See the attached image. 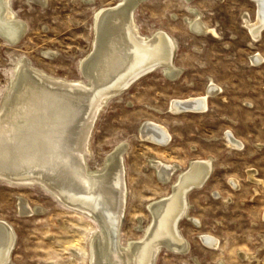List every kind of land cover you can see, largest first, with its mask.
I'll use <instances>...</instances> for the list:
<instances>
[{
    "label": "rangeland",
    "instance_id": "obj_1",
    "mask_svg": "<svg viewBox=\"0 0 264 264\" xmlns=\"http://www.w3.org/2000/svg\"><path fill=\"white\" fill-rule=\"evenodd\" d=\"M45 1L11 0L27 30L15 45L0 38V104L24 60L52 77L88 82L82 66L93 51L98 13L122 0ZM190 9L215 33H194ZM257 10L253 0H149L135 10L143 35L163 31L174 39L173 63L180 74L170 78L157 69L142 77L108 100L94 124L87 154L91 171L104 169L108 155L125 149L128 197L122 245L145 238L152 220L148 206L172 192L171 183L157 178L151 159L179 165L182 171L193 160L212 159L214 164L206 186L188 196L191 219L180 223L191 250L177 255L163 249L155 264H264V31L254 39L243 18L248 14L256 22ZM45 51L55 55L48 58ZM256 56L262 62H254ZM209 83L220 90L206 111L170 110L173 100L203 96ZM148 122L168 130L167 146L142 137ZM227 132L242 147L229 146ZM249 171L256 172L260 184L249 179ZM20 199L40 211L21 213ZM0 221L15 232L9 264L93 262L98 220L67 207L39 184L15 185L0 177ZM201 234L215 237L219 248L210 250Z\"/></svg>",
    "mask_w": 264,
    "mask_h": 264
},
{
    "label": "bare ground",
    "instance_id": "obj_2",
    "mask_svg": "<svg viewBox=\"0 0 264 264\" xmlns=\"http://www.w3.org/2000/svg\"><path fill=\"white\" fill-rule=\"evenodd\" d=\"M146 1L149 0H122L98 13L93 51L82 66L88 82L52 77L24 60L0 104V177L15 185L39 184L67 207L95 217L100 232L93 241L92 264H155L163 249L177 255L187 254L190 244L181 232L180 223L191 219L188 196L203 189L214 171L212 159L193 160L184 171L179 165L151 159L157 178L164 185L171 183L172 192L148 206L152 220L145 238L130 241L126 247L122 245L120 228L128 197L125 149L108 155L104 169L99 171L89 169L87 154L94 124L108 100L157 69L170 78L180 74L173 63L174 39L163 31L150 37L140 31L135 10ZM253 1L258 9L257 21L252 22L248 14L243 18L257 40L264 31V0ZM190 11L194 18L188 23L194 33L214 32L198 12ZM26 30L11 0H0V38L15 45ZM43 54L48 58L55 55L52 51ZM260 58L256 56L253 61L262 62ZM219 90L209 83L203 96L173 100L170 110L175 114L202 113ZM141 134L162 147L171 138L165 127L153 122L145 123ZM225 139L232 148L242 147L231 132L225 134ZM248 177L255 184L261 183L255 171H249ZM230 182L239 187L238 181ZM19 208L23 214L40 211L23 199ZM200 239L212 251L219 248L215 237L201 234ZM14 245L13 228L0 221V264H9ZM240 256L249 257L246 253Z\"/></svg>",
    "mask_w": 264,
    "mask_h": 264
}]
</instances>
